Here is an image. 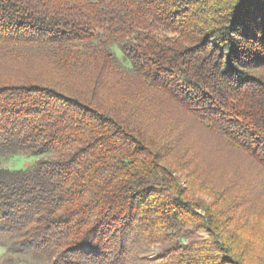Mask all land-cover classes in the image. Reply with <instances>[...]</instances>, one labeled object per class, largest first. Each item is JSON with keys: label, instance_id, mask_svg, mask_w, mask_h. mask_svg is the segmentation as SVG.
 <instances>
[{"label": "trees", "instance_id": "16d2710c", "mask_svg": "<svg viewBox=\"0 0 264 264\" xmlns=\"http://www.w3.org/2000/svg\"><path fill=\"white\" fill-rule=\"evenodd\" d=\"M263 57L264 0H0V158L39 157L0 166V234L50 264H264L214 161L264 188V79L242 70Z\"/></svg>", "mask_w": 264, "mask_h": 264}, {"label": "rangeland", "instance_id": "374dc122", "mask_svg": "<svg viewBox=\"0 0 264 264\" xmlns=\"http://www.w3.org/2000/svg\"><path fill=\"white\" fill-rule=\"evenodd\" d=\"M200 11L202 13L204 11V8L201 7ZM222 11H223L222 18H225L224 17L225 15H229L228 4L225 3V5H223ZM194 22L197 26L200 24L197 21H194ZM113 50L118 56V58L120 59V61L127 68L131 66L130 59L128 55L124 53L121 46L116 45L113 47ZM224 62H225V59H224ZM242 70H244L245 72L259 79L260 78L264 79V62L260 63L259 65L255 64L253 67H251V69H242ZM38 158H39L38 156H28V155H23V154L6 156V157L0 158V166L4 168L13 169V170L23 169L27 167L28 165L32 164L33 162H35ZM214 161L216 165L219 166V164H221L223 166V171L225 172V174L229 173L227 176L231 175L233 171L232 175L234 176L232 177V179L234 178L237 179L238 180V181L236 180L237 184H240L241 189H243L242 193H238V196L233 195V194L231 195L233 197V200L237 198V201L235 202H238V203L236 205L234 203L230 205L231 206L230 208L227 209V207H222V209L228 210V211L226 210L227 211L226 218H228L227 220H231L233 216H236L235 214H238L240 212L244 213L242 215L243 218L241 219L239 224L245 227V230L247 231V233L246 231L244 233L235 231L236 224L234 222L233 224H230L231 228L229 229V231H231L232 233L230 236L235 241H237L240 238H241L240 241L241 240L244 241L243 243L239 242V244H241V248L239 249L238 254H245L249 258H254V261H255V257L257 253L255 252L253 247L256 246L258 242L261 241L260 239L264 238V233H263L264 232V219H263V216H264V204L263 203L264 202H261V201H264V188L263 187L258 188L254 192H251L250 176L252 173H251V170L245 166L246 157L245 158L241 157V159L239 158L238 163H236V165L240 166L238 171H235L234 169L232 170V166H234L235 163L228 158L219 157V158L214 159ZM177 176L179 178V181H180L179 185L181 186V188L183 190H186V188L188 187L189 189L190 184H189V181H187V179L185 178L186 175L179 174ZM198 181L199 182L195 181L196 185L194 184L197 190H199V186L202 184L201 180L198 179ZM213 182H214L213 177H210V179L207 180V183H209V185ZM243 183L246 187L242 185ZM195 197L198 199L205 200L208 204L212 202V198H210L209 196H203V195L196 194ZM251 199L252 201L250 205L247 206L246 205L247 200L250 201ZM240 206H244V207H242L241 209H238ZM198 214L203 215L204 213L202 211H198ZM246 226L249 227V230L246 229L248 228ZM255 226H259L256 232L251 230V228H254ZM218 236L220 237L221 233H219L217 237ZM15 238L16 237L13 235L0 234V264H50L48 262H44V261H41L35 258L32 255V253L28 251L16 252L15 250H12V246L14 244ZM208 238L210 239V235L207 232L201 233V239H208ZM154 251H155L154 257H156V255L160 253L159 246H156L154 248ZM258 258L260 257L258 256Z\"/></svg>", "mask_w": 264, "mask_h": 264}]
</instances>
